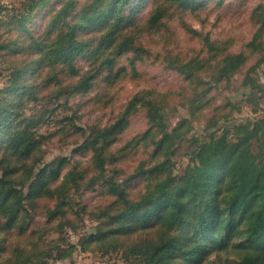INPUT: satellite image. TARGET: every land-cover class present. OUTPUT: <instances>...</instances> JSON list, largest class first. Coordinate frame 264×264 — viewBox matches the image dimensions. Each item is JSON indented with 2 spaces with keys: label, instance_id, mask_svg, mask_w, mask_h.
Listing matches in <instances>:
<instances>
[{
  "label": "trees",
  "instance_id": "16d2710c",
  "mask_svg": "<svg viewBox=\"0 0 264 264\" xmlns=\"http://www.w3.org/2000/svg\"><path fill=\"white\" fill-rule=\"evenodd\" d=\"M29 1L6 22L15 36L0 44L10 70L0 92V264H50L71 256L78 246L83 251L121 249L135 264H264V118L236 124L232 135L225 129L208 139L194 138L193 154L180 175L173 172L172 161L177 140L212 107L214 88L255 54L259 58L244 84L260 88L251 74L264 64V3L252 11V39L235 52L230 40H213L186 21L188 13L205 8L210 0H155L144 16L136 0H68L60 9L50 7L43 23L33 27L49 1ZM175 15L206 47L204 56L189 60L168 55L189 84L196 85L190 118L171 131L170 94L143 89L114 122L85 125L76 112L64 117L67 123L56 119L60 107L79 111L85 101L70 104L71 99L98 83L112 87L138 76V62L151 54L144 36L162 34L166 44L172 43L169 22ZM131 53L130 73L119 60ZM84 56L90 59L87 68L78 65ZM38 102H44L41 110L24 114L29 104ZM220 109L214 108L207 127L219 124ZM140 110L149 128L114 151ZM52 122L55 129L43 133L40 127ZM70 134L83 138L80 148L91 157L64 172L70 159L60 156L45 163L43 145ZM141 147L151 149L148 158L126 175L119 165ZM142 178L144 189L129 191ZM82 189L98 190L105 200L93 208L81 205L73 195ZM77 206L98 221L95 233L82 237L78 246L65 237L49 240L67 226L79 227ZM37 217L45 221L39 223Z\"/></svg>",
  "mask_w": 264,
  "mask_h": 264
},
{
  "label": "rangeland",
  "instance_id": "374dc122",
  "mask_svg": "<svg viewBox=\"0 0 264 264\" xmlns=\"http://www.w3.org/2000/svg\"><path fill=\"white\" fill-rule=\"evenodd\" d=\"M49 4L43 8L42 12L38 14V18L33 20L30 24L40 25L45 20L50 7L60 9L68 0H48ZM79 4L83 0H78ZM264 0H225L223 3L218 1H208L205 8L195 12L188 13L186 21L192 28L197 29L203 35L209 34L213 40L225 41L230 40V51L241 50L251 39L255 33L256 27L251 20V14L256 5ZM29 0H0V44L7 41L10 36H15V32L10 33L7 21L13 14L18 13L24 9L25 4ZM134 3H141L140 16L147 15L155 5V0H136ZM177 15V14H176ZM169 22L170 32L168 33L170 39L173 41L166 44L162 38V34L144 36V45L147 47L151 54L144 60L139 61L137 68L139 71L138 76H128L124 80L118 82L112 87L106 85H95L84 96L73 97L70 104L76 103L78 100L85 101L84 105L79 109L73 107L72 110H67L68 107H60L57 110L58 121L67 123L64 117L67 115H80L79 123L89 125L95 122L103 124L114 122L117 116L123 111L127 102L131 97L143 89H155L162 93H169L168 103L169 119L168 127L172 131L177 124L184 118L191 117L189 102L193 96L194 88L196 85L189 84L186 74L181 72L177 66H173L169 60L168 55L179 54L181 57H190L197 55L204 56L206 47L203 41L188 32L177 16ZM35 29V28H32ZM160 41V42H158ZM5 57L0 56V92L4 90L9 82L8 69L9 64ZM134 54L123 56L119 62L120 65H125L128 71L130 70L129 58ZM182 57V58H183ZM258 54L253 55L248 63L237 72L230 80L222 81L211 92L213 98L212 107L205 111L204 115L197 120L192 121V128L185 136L179 138L175 144V154L172 157L174 162L173 172L177 175L183 173L185 167L189 163L190 156L193 154L195 144L192 142L194 138L205 139L211 133L220 135L223 130L230 131V135L234 133L236 124L246 121L247 119H260L264 118V64H261L257 70L251 75L258 82L260 88H253L251 85L244 84V80L248 74L249 68L256 63ZM185 59V58H184ZM78 65L82 68H87L90 65L89 56L80 57ZM206 79H209L206 77ZM202 89V88H199ZM44 102L31 103L24 110L25 115H31L38 110L42 109ZM55 101L50 104V108L56 107ZM61 103H65L61 99ZM221 107L218 110L219 124L207 127L208 118L215 115L214 108ZM55 120V119H54ZM57 122V121H56ZM52 122L48 125L41 126L43 133H50L54 130L55 126ZM149 128L146 113L140 110L135 113L129 120L126 131L123 133L122 140L114 146L115 149L122 148L126 142L134 139L136 136L143 134ZM83 138L78 140V135L62 136L60 138H52L47 140L43 145L44 161L45 163L51 162L53 159L66 156L70 159V164L64 172L72 169L77 162L86 163L90 160L91 152L80 148ZM253 149L256 151L257 146L254 145ZM149 150L141 147L136 154L126 159L119 165L126 175L131 174L139 165L142 160L149 156ZM63 172V173H64ZM144 180H134L129 191H138L144 189ZM74 198L77 203L87 205L93 208L105 199L98 190L83 191L80 190L74 193ZM79 205V204H77ZM77 211H81V216L75 214L80 220L79 227L73 229L69 226L63 229L62 234L54 233L49 240H60L65 237L70 243L78 246L79 240L85 235L93 234L98 226V221L89 213H82V210L77 206ZM39 223H43V217H37ZM27 239L23 240L26 243ZM134 257L126 258L124 251L117 249L115 251L103 252L101 250H88L83 251L78 246L74 253L66 259L50 260V264H135ZM139 264H145L140 262Z\"/></svg>",
  "mask_w": 264,
  "mask_h": 264
}]
</instances>
